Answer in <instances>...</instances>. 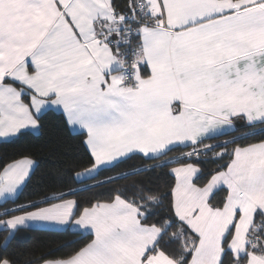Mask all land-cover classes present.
I'll return each mask as SVG.
<instances>
[{"label": "snow or ice", "instance_id": "1", "mask_svg": "<svg viewBox=\"0 0 264 264\" xmlns=\"http://www.w3.org/2000/svg\"><path fill=\"white\" fill-rule=\"evenodd\" d=\"M21 144L0 264H264V0H0Z\"/></svg>", "mask_w": 264, "mask_h": 264}, {"label": "trees", "instance_id": "2", "mask_svg": "<svg viewBox=\"0 0 264 264\" xmlns=\"http://www.w3.org/2000/svg\"><path fill=\"white\" fill-rule=\"evenodd\" d=\"M29 146L27 144H21L13 148L7 149V151H0V165H3L8 160L12 158H16V153L24 151ZM42 160H47L48 156L43 153L40 157ZM47 171V168L42 167L39 169L33 177V187L36 185V182L40 180L41 176H43ZM73 239L71 236H54V235H45V234H35L31 238L32 243L36 246L39 250H47L49 248H55L58 244L67 243Z\"/></svg>", "mask_w": 264, "mask_h": 264}]
</instances>
